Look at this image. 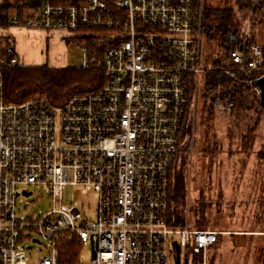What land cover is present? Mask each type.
<instances>
[{"label": "built area", "instance_id": "obj_1", "mask_svg": "<svg viewBox=\"0 0 264 264\" xmlns=\"http://www.w3.org/2000/svg\"><path fill=\"white\" fill-rule=\"evenodd\" d=\"M21 1H35L26 8L32 15L11 7L1 36L12 29L61 33L82 54L81 69L98 71L101 81L58 105L39 95L7 103L3 68L18 63L0 57V264H30L24 239L48 252L36 264H60L61 247L74 239L75 264H84L87 246L89 264H209L224 234L167 221L184 119L200 75L211 72L201 67L205 1ZM228 62L234 70L223 73L259 100L264 47L233 50ZM33 186L44 188L51 209L17 218L16 199ZM68 187L92 194L89 217L83 204L66 200Z\"/></svg>", "mask_w": 264, "mask_h": 264}, {"label": "rangeland", "instance_id": "obj_2", "mask_svg": "<svg viewBox=\"0 0 264 264\" xmlns=\"http://www.w3.org/2000/svg\"><path fill=\"white\" fill-rule=\"evenodd\" d=\"M6 1L2 0L1 5ZM204 1L208 7L223 5L222 0ZM228 2L240 25L237 39L244 44L245 40L252 38L251 44L256 43L264 47V17L257 14L250 20L248 15L237 12L233 0ZM13 4L25 10L24 17L32 15L31 8ZM0 38L6 40L1 34ZM22 41L24 46L18 38L16 39V50L14 41L11 40L6 41L5 46L1 48H10L12 45L11 52L15 50L17 54L19 47L27 52L35 50L38 56L47 57V64H44L47 67L50 66L52 56L63 53L67 68L82 67V54L69 43L54 42L48 35L38 40L42 46L32 47L31 40L25 38ZM223 55L220 40L217 37L207 39L203 33L201 67L205 71H212V63ZM18 64L16 66L26 63ZM226 65L224 70H234L228 60ZM223 75L232 82V86L240 90L241 98L236 102L238 109L229 113L226 104L216 100L210 132H205L208 130L203 125L206 108L203 89L205 73H202L195 100L184 119L183 128L188 134L181 139L176 161V171L183 177L186 189L184 221L190 228L219 231L224 234L219 237L217 245L208 257L209 264H264V111L258 114L254 110H247L252 96L249 92L248 96L246 95L244 86H241L239 81L230 79L224 73ZM236 79L239 80L237 76ZM209 97L214 99L216 95L210 94ZM256 103L254 102V105L259 107V100L258 104ZM206 148L212 153L206 152ZM26 190L31 193L29 197L19 196L16 199L17 218L34 220L51 209V200L44 188L33 186L27 187ZM65 197L68 202L83 204L87 217L94 211L95 200L92 194L80 195L78 188L68 187ZM24 236L37 238L29 232ZM23 248L30 257V264H36L39 258L48 255L42 246L33 244L28 239L23 240ZM80 255L84 257V264H89L88 246L80 250Z\"/></svg>", "mask_w": 264, "mask_h": 264}, {"label": "trees", "instance_id": "obj_3", "mask_svg": "<svg viewBox=\"0 0 264 264\" xmlns=\"http://www.w3.org/2000/svg\"><path fill=\"white\" fill-rule=\"evenodd\" d=\"M222 2L223 5H221V7H204L203 33H205L207 39L212 40L214 37H217L220 40L221 48L224 53L222 58L212 63L211 73L209 72L204 76L203 89L205 93L204 106L206 111L204 113L203 125H205L206 130H208L205 132H210L213 105L216 100H219L220 103L224 105L226 104L227 110L231 113L238 109L236 102L241 98L240 90L232 86V82L223 75V70L227 67L226 64L230 52L239 49L242 42L237 39L240 25L236 20L234 11L229 7L230 3L228 0H222ZM13 3H18L26 7L35 6V1L31 3L28 1L7 0L5 4L0 5L1 28H6L8 26V22L6 21L8 9L18 6ZM233 3L235 8H237V12L242 15H248L250 13L254 18L257 14L264 17V0H233ZM22 15L24 16V13ZM22 15L21 11H19L18 17L23 18ZM7 37H4L6 39L5 41L0 38V57H4L6 62L13 57V53H9L7 50L9 46L5 49L1 48V46H5L4 43H7L9 40L13 41L11 37ZM2 41H4V43ZM249 43L250 41L247 44ZM95 81H101V75L96 70H83L81 68L52 69L45 65L40 67L5 66L3 68V90L4 98L7 103H21L33 96L39 95L58 105L62 104L66 98L73 93L91 91L92 88L90 87ZM244 92H246L248 96L249 90L244 88ZM210 94H214L216 97L211 99L209 97ZM254 102L258 104V100L253 98L252 102L248 103L247 110L258 112V105L255 106ZM187 134V131L185 132L182 127L180 142ZM244 146V149H246V145ZM206 152L212 153L208 148H206ZM178 157L179 152L177 153V158ZM176 167L175 162L172 169L169 171L167 221L171 227L179 228L184 224L183 211L186 189L184 179L180 173L176 171ZM200 218L202 220V213ZM78 252L79 247L74 239L71 243L61 247L59 253V260H61L60 264H75V256Z\"/></svg>", "mask_w": 264, "mask_h": 264}, {"label": "crops", "instance_id": "obj_4", "mask_svg": "<svg viewBox=\"0 0 264 264\" xmlns=\"http://www.w3.org/2000/svg\"><path fill=\"white\" fill-rule=\"evenodd\" d=\"M253 17L254 16L252 14H250V13L248 14V18L250 20H252ZM251 31H253V29ZM47 35L48 34H46L43 31H40V30L12 29V30H9V32H8V36H10L14 41L15 50H16V45H17L16 44L17 38H18V40L22 46H24L23 41H22L23 38H25V40H28V41L31 40V42L33 43L32 47H34L37 45L42 46V43L39 42L38 40L39 39L42 40L43 37L47 36ZM49 35L48 36L50 39H52V41H54V42L59 41V42L64 43L62 40V34L61 33H53V34H49ZM251 37H253V32H252ZM34 38H36V39H34ZM251 40H252V38H251ZM251 40H249V39L245 40L244 44L242 43L241 46L239 45L240 48L242 47L245 50L247 47H249L251 45L250 43L247 44ZM252 44H254V43H252ZM15 50L12 53H13V57L16 58L17 63L18 62L26 63V64H23V66H21V67H40V66H44V64H47V57L38 56V52L35 50H32V51L30 50V52H27V50L21 49V47H19L18 54H17V52L15 53ZM66 61L67 60L63 56V53L55 54V56H52V60L50 61L49 68H52V69L67 68V62ZM19 64L22 65L21 63H19Z\"/></svg>", "mask_w": 264, "mask_h": 264}, {"label": "water", "instance_id": "obj_5", "mask_svg": "<svg viewBox=\"0 0 264 264\" xmlns=\"http://www.w3.org/2000/svg\"><path fill=\"white\" fill-rule=\"evenodd\" d=\"M9 53L11 50L8 51ZM256 87L260 91V97H259V107L257 108L258 114L262 113L264 111V78L258 79L255 83ZM28 195V194H25ZM175 249H176V254H179V248L174 244ZM175 264H178V258L175 261Z\"/></svg>", "mask_w": 264, "mask_h": 264}]
</instances>
